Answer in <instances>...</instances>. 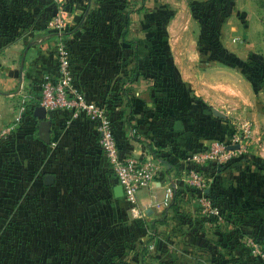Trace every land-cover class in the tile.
Wrapping results in <instances>:
<instances>
[{"label": "crops", "instance_id": "obj_1", "mask_svg": "<svg viewBox=\"0 0 264 264\" xmlns=\"http://www.w3.org/2000/svg\"><path fill=\"white\" fill-rule=\"evenodd\" d=\"M111 5L114 12L107 9ZM50 8L48 0H0V127L21 105L27 108L10 142L6 145L0 139V149L7 146L12 153L16 152L21 164L43 151L51 153L53 161L63 156L66 169L61 176L74 180L71 186L59 184V174L52 170L36 172L34 176H42L41 186L47 190L70 187L73 191L82 187L106 199L115 215L116 237L126 234L129 240L116 241L120 245L115 249H119L120 257L122 249H137L128 254L134 264H139L144 244L159 256L161 264H264L244 246L247 235L264 237V138L258 135L257 139H251L252 147L246 154L222 165L206 167L209 191L222 209L220 217L201 213L195 202L196 191L186 175L190 167L186 156L191 150L207 145L213 138L227 139L232 128L246 120L240 113H234L246 105V99L236 102V98L229 99L220 93L205 96L206 90L196 77L200 68L194 64V59L203 53L196 48L192 50L193 44L223 45L222 51L213 53V59L224 58L225 66H234L238 48L233 45L238 37L232 36L230 30L240 25V39L246 45L255 38L247 30L255 20L246 3L240 0L72 3L73 28L65 38L75 80L88 99L108 108L122 153L163 157L156 178L138 191L135 204L124 194H115V176L98 143L94 121L71 118L67 111L56 110L46 113L50 119V141L38 136V118L31 108L39 101L42 76L56 70L55 37L44 20ZM180 12L189 14L188 21H178ZM189 26L210 31L206 36L174 31L175 27ZM187 60H193L190 63L194 65L193 75L186 72ZM211 84L221 86L217 81ZM225 87L234 92L242 86L227 82ZM176 120L181 121V129H175ZM79 162L87 164L88 171L72 169ZM46 173L54 174L53 183L43 182ZM79 179L85 182L79 185ZM168 187L172 190L168 204L157 203L164 199ZM173 196L174 208L169 206ZM117 211L126 213L128 220H124L131 224L130 229L122 226ZM160 217L164 219L155 222L151 232L149 223ZM149 258L152 257L147 256L146 260ZM121 262L124 263L118 261Z\"/></svg>", "mask_w": 264, "mask_h": 264}, {"label": "rangeland", "instance_id": "obj_2", "mask_svg": "<svg viewBox=\"0 0 264 264\" xmlns=\"http://www.w3.org/2000/svg\"><path fill=\"white\" fill-rule=\"evenodd\" d=\"M240 1L250 8L249 14L255 20L247 29L249 34L255 36L254 41L248 40V45L241 42L240 25L230 30L232 36L238 37L233 45L235 49L238 48L234 66L228 65L233 69L225 66L224 58L213 59V53L222 51L223 45L193 44L192 50L196 48L203 53L202 57L194 59L195 66L200 68L196 77L200 86L205 88L207 97L220 93L221 96L226 94L229 99L236 98V102L246 99V105L234 113H240V117L250 121L254 135L251 139H257L258 135L264 138V0ZM107 9L114 12L112 5ZM188 19V13L178 14V21L186 22ZM174 31H182L183 35L188 36H206L210 29L189 26L175 27ZM191 62L193 60L186 61V72L193 75L194 65H190ZM216 81L221 86L211 84ZM227 82H235L242 87L232 92L230 87H225ZM18 110H15L12 118ZM13 134L6 139L7 142H1L7 145ZM51 157V153L43 151L28 157L27 162L21 164L16 152L12 153L7 146L0 149V264H119V260L124 261L120 264H134L128 254L137 249H122V257L119 249H115L120 245L116 241L129 240L126 234L122 238L116 237L115 215L106 199H100L95 192L82 187L71 191L70 187L47 190L41 186L42 176L34 175L46 170L58 173L59 184L63 186L64 183L71 186L74 181L61 176L66 169L64 157L58 156V161H53ZM73 168L88 171V165L81 162ZM84 182L85 179L78 181L79 185ZM116 216L121 219L124 228L132 227L124 220H128L124 211H117ZM140 261L138 258L137 263L140 264ZM146 261V264L162 263L159 256L154 254Z\"/></svg>", "mask_w": 264, "mask_h": 264}, {"label": "built area", "instance_id": "obj_3", "mask_svg": "<svg viewBox=\"0 0 264 264\" xmlns=\"http://www.w3.org/2000/svg\"><path fill=\"white\" fill-rule=\"evenodd\" d=\"M52 9L45 16V26L54 32V54L56 70L46 72L40 82L38 105L46 113L65 110L71 118L84 117L95 122L98 143L112 170L116 183L122 187L125 198L135 204L137 193L156 178L162 161L155 156H134L124 154L114 133L113 122L108 108L101 103L88 99L79 83L75 80L72 68L71 51L63 31L72 24L71 5L73 0H49ZM27 108L19 107L18 113L0 127V139H9L21 125ZM251 123L245 120L228 133L227 139L213 138L207 145L193 149L186 158L190 161L187 168V181L195 189L199 209L204 215L220 217L221 207L215 202L209 191L210 179L206 167L210 164L222 165L232 159L246 154L250 150L252 129ZM236 147H232L235 146ZM172 190L166 189L165 197L157 203L168 204ZM244 244L256 258L264 261V240L247 235Z\"/></svg>", "mask_w": 264, "mask_h": 264}, {"label": "water", "instance_id": "obj_4", "mask_svg": "<svg viewBox=\"0 0 264 264\" xmlns=\"http://www.w3.org/2000/svg\"><path fill=\"white\" fill-rule=\"evenodd\" d=\"M30 43H28L22 53L21 56V63H20V69H22L23 67V61H24V57H25V53L27 51V49L29 48ZM33 115L36 116L38 118V136L41 140L45 141V142H49L50 141V119L46 117V110L42 105H36L33 109ZM174 127L175 129H181L182 125H181V121L180 120H176L174 123ZM232 146V147H236ZM54 181V174L53 173H46L43 177V182L45 184H51ZM114 191L116 195H122L123 191H122V187L120 184H116L114 186Z\"/></svg>", "mask_w": 264, "mask_h": 264}, {"label": "trees", "instance_id": "obj_5", "mask_svg": "<svg viewBox=\"0 0 264 264\" xmlns=\"http://www.w3.org/2000/svg\"><path fill=\"white\" fill-rule=\"evenodd\" d=\"M49 1V0H48ZM73 2H74V0H73ZM52 9V5H51V8L49 9V10H51ZM49 10L47 11V14H48V12H49ZM46 14V15H47ZM45 15V16H46ZM72 28H73V26H70L69 28H67L65 31H63V36L65 37L66 36V34L68 33V32H70L71 30H72ZM50 32V31H49ZM126 32V31H125ZM50 33H52V35H55V33L54 32H50ZM124 33V32H123ZM36 105H38V102H36V103H34V105L32 106V108H31V111L33 110V108L36 106ZM109 111V110H108ZM26 114H27V112H26ZM20 127V126H19ZM18 127V128H19ZM2 141H4V140H2ZM155 151V150H154ZM155 157H158V158H160L161 159V161H163L162 159H163V157H161V156H159V155H154ZM115 182H116V180H115ZM212 194V193H211ZM175 196H173V198H172V201H170V203H169V206H171V207H173L174 208V206H175ZM216 202V201H215ZM217 203V202H216ZM218 204V203H217ZM219 205V204H218ZM220 206V205H219ZM164 219V217H160L159 219H154L153 221H151L150 223H149V227H150V229H151V232H152V230L154 229V227H155V222H160V221H162ZM255 238H257V239H259V240H264V237H257V236H254ZM241 244L243 245V243L241 242ZM245 246V245H244ZM245 248H246V246H245ZM247 249V248H246ZM151 250H153V249H148V245H146V244H144L143 245V249H141V261H140V264H146V257L147 256H153V254H152V252H151Z\"/></svg>", "mask_w": 264, "mask_h": 264}]
</instances>
